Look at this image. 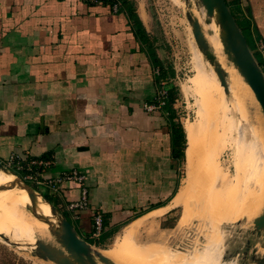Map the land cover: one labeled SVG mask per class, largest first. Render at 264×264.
I'll list each match as a JSON object with an SVG mask.
<instances>
[{
    "label": "crops",
    "instance_id": "crops-1",
    "mask_svg": "<svg viewBox=\"0 0 264 264\" xmlns=\"http://www.w3.org/2000/svg\"><path fill=\"white\" fill-rule=\"evenodd\" d=\"M226 1L250 28L264 72L258 48L264 0ZM129 7L114 13L83 0H0V161L49 160L41 176L27 180L30 185L95 247L91 210H69L86 188L91 207L104 214L105 231L126 229L113 246L124 253L140 247V229L149 224L142 231L152 235L171 217L182 188L176 191L180 159L173 154L171 125L147 109L157 96L154 57L160 59L149 16L144 4ZM197 57L200 79L210 62ZM74 171L83 183L60 182ZM154 247L153 255L136 260L166 263L160 246Z\"/></svg>",
    "mask_w": 264,
    "mask_h": 264
},
{
    "label": "rangeland",
    "instance_id": "rangeland-1",
    "mask_svg": "<svg viewBox=\"0 0 264 264\" xmlns=\"http://www.w3.org/2000/svg\"><path fill=\"white\" fill-rule=\"evenodd\" d=\"M128 2L131 6L145 5L149 16L147 23L150 35L160 54L159 63L163 64L168 76L162 80V87L158 92L173 89L179 92L175 107L173 106L176 113L175 121L182 124L184 129L186 127L188 135L187 159L185 157L180 160L176 175L179 183L176 191L182 187L180 192L186 194V199L189 196L187 205L186 207L175 205L174 200L176 209L166 222L161 226L158 224L157 232L153 230V234L149 235L142 231L149 225L147 224L139 230L135 241L139 248L145 247L144 245L160 246L158 256L163 255L162 257H167V260L166 263L156 264H255L254 257L264 258V233L258 235L255 220L252 219L264 215V208H260L262 211L255 213V216L252 215L251 220L247 218L249 221L239 222L228 220L232 212L227 209L229 205L233 210L236 205L245 206L246 201H250L254 206L256 202L253 203L252 200L256 194L259 204L263 200L261 170L257 165L260 140L253 130L255 126L261 130L262 133L259 134L264 136V113L261 106L239 71L223 52V43L217 29H214V36H211L203 23L200 24L205 33L203 35L214 49L216 64H209L200 79L196 75L198 53H203V62H210L195 39L193 27L195 19L189 20L192 16L191 9L202 6L200 0H128ZM202 17L204 18V15ZM217 64L225 73L227 93L217 75ZM161 73L160 68L155 69V76H160ZM164 108L165 106L162 109ZM204 108H207L208 114L204 113ZM206 117L209 120L207 133ZM209 131L217 136V146L215 148L211 146L215 151L211 162L221 176L218 185H211L215 183L208 180L210 176L207 179L204 177L206 164L208 165L206 152ZM3 172L6 171L0 169L1 176L7 174L17 184L13 176ZM26 180L32 182L30 179ZM220 184H223L224 191H221ZM31 185L35 187L33 183ZM17 186L23 190L18 184ZM234 192L238 193V197L241 195V198L237 197L241 203L230 201L235 197ZM37 200L41 203L44 201L39 196ZM44 204L52 211L50 205ZM23 210L35 221L39 227L38 232L33 234L21 227L8 214L0 211V264H57L39 257L37 253L39 241L51 244L57 251L62 252L64 257H68L55 235L42 224L35 204L25 205ZM187 211L190 213L189 218L181 225L180 221ZM52 214L53 212L51 213L53 217ZM125 230H118L116 235L115 233L109 235L106 232L109 236H106L105 242L95 247L91 244L93 249L99 253L111 248L116 250L113 246L120 241ZM97 262L103 264L98 258ZM126 262L151 264L144 260H132L131 257Z\"/></svg>",
    "mask_w": 264,
    "mask_h": 264
},
{
    "label": "water",
    "instance_id": "water-1",
    "mask_svg": "<svg viewBox=\"0 0 264 264\" xmlns=\"http://www.w3.org/2000/svg\"><path fill=\"white\" fill-rule=\"evenodd\" d=\"M200 3L203 7H205L207 16L212 17L214 16L215 12H217L218 23L222 29L221 39L224 52L228 56L229 61H232L237 67L240 75L254 93L255 98L260 104L264 113V72L253 52L251 51L247 40L232 12L230 11L227 1L200 0ZM189 20L193 21V17H189ZM193 27L195 39L200 45L201 50L211 63L216 64L215 56L210 53L208 44L201 29V25L197 20L193 21ZM216 72L221 86L224 87L225 92L227 93L228 89L226 76L223 72V69H221L218 64L216 65ZM0 169L9 171L10 173L16 175L3 163H0ZM25 184L30 190L36 192L27 183ZM52 212L57 217L59 226L54 235L57 239V242L61 244L62 248L68 254V257H64L62 252L53 249L49 244L39 241L37 242V253L40 258L55 262L57 264H99L96 258L98 257L101 263L111 264L107 258L95 251L90 243L79 237L74 225L59 209H57V207L53 205ZM254 224L258 235L264 233V215L255 219ZM253 261L255 264H264V258L256 259V257H254Z\"/></svg>",
    "mask_w": 264,
    "mask_h": 264
},
{
    "label": "bare ground",
    "instance_id": "bare-ground-1",
    "mask_svg": "<svg viewBox=\"0 0 264 264\" xmlns=\"http://www.w3.org/2000/svg\"><path fill=\"white\" fill-rule=\"evenodd\" d=\"M191 14H192L193 18L199 22V24L203 23L209 29V35L214 36L213 31L216 28L217 34H218L220 40L222 41V39H221L222 29L220 27V24L218 23L217 12H215L214 16L209 17V16H207V11H206L205 7L201 6L200 8L193 7L191 9ZM202 15H204V18L202 17ZM201 29H202V27H201ZM203 34L205 35L204 31H203ZM204 38L208 44L209 51L214 55L213 47L209 44L206 36ZM202 55H203V53H202ZM231 63L234 65V63L232 61H231ZM210 64H211V62H210ZM227 64L229 65L228 62H227ZM235 68L237 69L236 66H235ZM237 71H238V69H237ZM206 109L207 108H204V113L208 114ZM209 114H210V111H209ZM251 119H252V117H251ZM256 119L257 118L255 117L254 120H256ZM208 121L209 120L206 117L205 118V133H207V127L209 125ZM251 126H254V125L251 124ZM254 128H253V130H254L255 136L259 137V140H260V144L258 145V157H257L259 159V161H258L257 165L261 170L260 178H261V183H262V189H264V136H262V134L261 135L259 134V132H261V130L257 129L255 126H254ZM210 132L211 131H209V133ZM211 134L212 133H210L208 136L209 142H208L207 152L205 151L207 158H208V160H207L208 165L206 164V170L204 172V177H206L205 179H207L208 176H210L211 178L208 180L215 183V184H211V185H218L217 183L219 181H221V176H220L219 172L216 170V168L212 165V162H211L213 155H214V152H215L213 149L217 146V136L214 135V133L212 135ZM206 135H208V134H206ZM211 146L212 147L214 146V148L211 149ZM205 149H206V146L204 147V150ZM6 173L13 176L15 181L17 182V184L20 185L28 194L26 192H24L23 190H21L17 186V184H15L11 180L10 176L7 175ZM4 174H6V175H3V176L0 175V211L8 214L13 220H16L21 225V227H23V228L31 231L33 234H35L36 232H38L39 227L37 226L35 221L30 219L25 214V212L23 210V207L25 205H30V204L34 203L36 208H37V212L39 213V216L41 217L42 224H44V226L47 227V229L49 230L50 233L55 234V232L57 231V229L59 227L57 218L54 217L53 214H52L53 217L51 216L52 211L44 203H47L51 207H52V205L45 200L43 201L44 203L39 202L37 200V196H39L40 199H43V198L37 192L30 190L29 187H27L26 184L17 175H14V174L10 173L9 171H6ZM219 187H220L221 191H224L223 184H220ZM234 195H235V197H232V199L230 201L232 203H233V201L236 203L237 202L241 203V201L238 199V198H241V195H239V197H238V193H235V192H234ZM257 195L258 194L254 195V199L252 200L253 203L256 202V204L254 206H252V203L250 201H246L245 206L236 205L234 210H233L232 206L229 205L227 210L232 212V215L231 214L229 215L228 220L232 221V222L233 221H236V222L249 221L247 218L252 219L253 218L252 215L255 216V213H257L258 211H262L261 209L264 208V207H262L264 205V194H263V200L260 202V204L257 200ZM188 197H187V199H188ZM187 199H186V194L183 193V191H182L176 197L175 205L186 207ZM258 206H259V209L256 210V207H258ZM235 210H239V212H235ZM255 210H256V212H255ZM263 214H264V212H263ZM189 215H190V213L188 211L186 214L184 213V215L180 221L181 225L185 221H187V219L189 218L188 217ZM252 220L254 221L255 219H252ZM143 222L144 221H140V222H137V223L133 224L132 226H130L126 232L125 240L128 237H132L138 231V229L140 228V226ZM127 244H128V241L126 242V245ZM131 244H133V243H131ZM49 245L53 249L57 250L51 244H49ZM125 252H126V255H124L123 251L104 250V251L100 252V255L107 258L111 262V264H128L126 261H128V259L130 257L132 260H136V258L143 257L145 255H150V254L153 255L156 252V247H154V245H150V246L147 245L143 248H136V251H134L133 249L127 250L125 248Z\"/></svg>",
    "mask_w": 264,
    "mask_h": 264
},
{
    "label": "trees",
    "instance_id": "trees-1",
    "mask_svg": "<svg viewBox=\"0 0 264 264\" xmlns=\"http://www.w3.org/2000/svg\"><path fill=\"white\" fill-rule=\"evenodd\" d=\"M120 1H121V6L125 5V6H127L128 10L130 9V7H129L130 5H129L128 0H120ZM227 4H228V7H229L230 11L232 12L235 20L237 21L238 25L240 26V29L243 32V34H244V36H245V38L247 40V43H248L251 51L254 54V48H256V47H255V45H254V43L252 41V38H251L250 28L247 26V24H245L242 21L241 17H239L231 9V6H230V4L228 2H227ZM106 5H108V4H105V6ZM134 17L136 19L137 25L141 24L140 20L135 15H134ZM144 32H145V30L142 27V33L144 34ZM258 47H259V44H258ZM254 56H255V58L257 60H259V57L256 54H254ZM154 59L156 61H158V62H156V64L158 65L157 68H160L162 73L160 74V76H156L157 89H158L157 90V96H156L155 100L152 101L149 105H151V104H159V98L160 97H159V92L158 91L162 87V80L168 78V76L166 75V73H165V71L163 69V64L159 63L160 59H157L156 57H154ZM260 64H262V63L259 62V65ZM178 97H179V92L177 90H175V89L169 90L168 91V95L165 98V101H166L165 108L164 109H160L159 111H157V114L160 117L167 118L166 120H168L169 125H171V127H170L171 130L170 131H171V136H172V140H173V154L175 155L174 157L176 159H180L181 160V159H184L186 157L185 153H186V149H187V135H186V131H185L183 125L178 123L177 120L175 121L176 113H175V110H174L172 105L175 103V101L178 99ZM168 114H169V116H168ZM0 163H3V162L0 161ZM11 171L14 172L16 175H18L21 179L25 180V183L30 185V183H28V181L25 179L24 175L19 170L11 169ZM31 173L32 174H36V172H31ZM31 187L34 190H36V188L34 186L31 185ZM91 212H92V221H93V227H94V213H93V211H91ZM100 213L103 216V231H102L101 235L99 236V238H94L96 240V244H98V245H101L103 242H105L106 236H109L110 234L114 233V231L113 232H107L109 235H106L105 229H106L107 221L104 219V214L102 212H100ZM94 230H93V233H94Z\"/></svg>",
    "mask_w": 264,
    "mask_h": 264
},
{
    "label": "built area",
    "instance_id": "built-area-1",
    "mask_svg": "<svg viewBox=\"0 0 264 264\" xmlns=\"http://www.w3.org/2000/svg\"><path fill=\"white\" fill-rule=\"evenodd\" d=\"M85 3L93 4V5H105L108 4L112 11L114 13H117L119 11V8L121 6L120 0H83ZM259 51L264 56V41H260L259 43ZM169 90H163L161 91L160 98H159V104H151L147 106V109L149 111H157L163 108L165 106V98L168 95ZM178 100V99H177ZM172 105L174 106L177 102ZM175 107V106H174ZM9 168H15L16 170H24L27 173L26 179H34L38 176H41L43 174V171L51 166V162L49 160L44 159H28L26 161H23L18 156H13L11 160L9 161V164H7ZM31 172H36V174H32ZM75 180L78 183H83L85 181V178L80 175L78 172L74 171L72 173H69L65 175L61 181H71ZM59 182V183H60ZM57 184V183H54ZM69 210L74 213H79L81 211L91 210L94 213V238H99L103 231V216L102 214L95 208H92L89 201H88V191L86 188L82 189L81 193V200L77 203H73L70 205Z\"/></svg>",
    "mask_w": 264,
    "mask_h": 264
},
{
    "label": "flooded vegetation",
    "instance_id": "flooded-vegetation-1",
    "mask_svg": "<svg viewBox=\"0 0 264 264\" xmlns=\"http://www.w3.org/2000/svg\"><path fill=\"white\" fill-rule=\"evenodd\" d=\"M7 168L9 169V170H11L12 168H9L8 166H7Z\"/></svg>",
    "mask_w": 264,
    "mask_h": 264
}]
</instances>
